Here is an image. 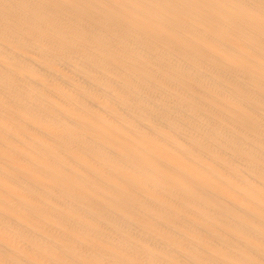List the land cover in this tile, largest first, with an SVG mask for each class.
<instances>
[{"label": "bare ground", "instance_id": "bare-ground-1", "mask_svg": "<svg viewBox=\"0 0 264 264\" xmlns=\"http://www.w3.org/2000/svg\"><path fill=\"white\" fill-rule=\"evenodd\" d=\"M0 264H264V0H0Z\"/></svg>", "mask_w": 264, "mask_h": 264}]
</instances>
